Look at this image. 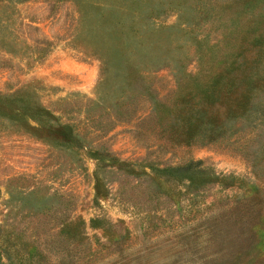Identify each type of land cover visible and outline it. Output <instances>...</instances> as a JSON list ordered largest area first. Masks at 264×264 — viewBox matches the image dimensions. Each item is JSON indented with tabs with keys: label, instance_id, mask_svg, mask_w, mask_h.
<instances>
[{
	"label": "rangeland",
	"instance_id": "1",
	"mask_svg": "<svg viewBox=\"0 0 264 264\" xmlns=\"http://www.w3.org/2000/svg\"><path fill=\"white\" fill-rule=\"evenodd\" d=\"M131 1L134 13L125 7ZM177 1L0 0V235L12 224L42 251L19 258L0 248V264H264V158L253 163L255 171L251 165L261 139L245 137L242 148L162 143L150 132L153 116L129 115L143 106L99 48L109 47L107 22L116 18L146 29L141 52L168 53L169 63L137 83L158 97L177 92L178 82L200 75L211 53L237 48L234 34L224 38L228 22L181 24L192 15L180 18ZM217 1L225 8L226 0ZM192 2L185 0L187 10ZM151 27L162 29L157 45L149 43L156 37ZM263 28L264 20L257 31ZM35 107L51 112L52 125L71 124L76 146L58 148L52 135L44 141L10 118L17 108ZM87 148L116 162L98 161ZM189 159L222 180L186 196L175 182L156 187L149 175L136 174ZM94 172L102 195L94 192ZM76 217L78 236L57 235L62 221Z\"/></svg>",
	"mask_w": 264,
	"mask_h": 264
},
{
	"label": "trees",
	"instance_id": "2",
	"mask_svg": "<svg viewBox=\"0 0 264 264\" xmlns=\"http://www.w3.org/2000/svg\"><path fill=\"white\" fill-rule=\"evenodd\" d=\"M258 2L264 0H226L225 8H222L221 2L217 0H194L188 5V10L185 0L176 2L180 18L184 13L192 15L188 20L182 18L181 24L188 22L199 26L206 22L211 25V17L219 23L228 22L224 29V38L234 34L232 39L237 41V48L234 50L224 48L216 55L211 53L209 62L200 68L199 76L184 83L178 82L177 92L164 97L148 92V86L140 87L142 84L137 83V80L138 76L154 72L157 67L169 63V56H166L168 53L156 55L154 49L151 52H141V46L137 45L143 44L146 29L141 30L134 24L123 26L124 21L120 18L107 22L111 42L109 47L101 42L99 48L104 52L102 54L107 63H112L108 67L113 66V75L119 74L125 78L130 84L127 90L132 93L137 104L143 106L139 110L131 109L129 115L138 121L147 115L153 116L151 118L155 124L150 132L158 136L162 143L168 142L177 146L205 143L232 144L242 148L247 143L245 137H252L257 141L261 139L260 145L252 151L251 156V158L258 156L255 160L253 158L251 164L255 171V162L264 158V28L260 32L257 31L259 23L264 20V6H260L259 11L255 12L254 8ZM133 3L131 1L125 6L132 13L137 11L133 9L137 7ZM230 8L235 10L231 11ZM239 22L246 24L244 29L238 26ZM168 27L170 26H161L162 29ZM162 29L151 27L150 31H153L151 35L155 33L157 38L154 37L149 43L159 44ZM12 112L15 116L10 118L15 117L28 127L44 134V141L49 142L48 136L52 135L50 140L58 148L76 146L77 139L72 131V125L69 123L52 125L50 118L54 117L47 109L35 107L30 113L23 108H17ZM100 150L102 152L87 148L88 154L93 155L98 161L116 162L115 158H105L106 152ZM146 168L143 167L141 172L135 173L149 175L156 187H160V182H175L181 187V194L186 196L197 195L210 181L220 182L223 178L222 175L203 171L200 160L189 159L174 166L162 167L149 164ZM125 171L134 173L133 168H126ZM100 182L101 179L94 172V192L102 195ZM81 223L82 220L78 217L74 218V221L66 219L57 226V235L65 239L74 238L79 235L78 225ZM9 226L11 229L5 230L4 237L0 235L2 252L10 256L11 252L15 251L16 257L19 258L22 254L31 258L42 254L34 240L23 237L12 224ZM5 264L14 262L12 260Z\"/></svg>",
	"mask_w": 264,
	"mask_h": 264
}]
</instances>
